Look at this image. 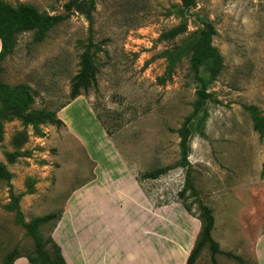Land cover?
Returning <instances> with one entry per match:
<instances>
[{"label":"rangeland","instance_id":"obj_1","mask_svg":"<svg viewBox=\"0 0 264 264\" xmlns=\"http://www.w3.org/2000/svg\"><path fill=\"white\" fill-rule=\"evenodd\" d=\"M0 1L63 17L39 41L35 31L18 34L0 62V82L27 90L31 103L24 113L33 117L2 122L0 164L13 175L12 192L26 222L58 216L38 227L43 241L63 240L72 259L75 244L88 248L91 172L96 163L126 165L151 202L162 206L163 245L177 239L178 264L200 230L198 202L211 210L222 249L232 246L245 264H264V138L246 110L253 106L264 117V0H194L188 9L181 0H94L90 20L77 8L86 0ZM205 22L215 30L211 44L222 66L206 88L207 118L191 136L181 166L177 131L198 100L190 60ZM84 55L96 67L95 83L72 98ZM45 114L62 124H50ZM164 167L172 169L156 180L142 178ZM186 178L195 193L179 196ZM9 201L0 179V264L12 251L34 250L6 209ZM100 222L99 232L106 233ZM228 226L231 232L223 235ZM197 260L211 264L208 246ZM216 261L238 264L222 254Z\"/></svg>","mask_w":264,"mask_h":264},{"label":"trees","instance_id":"obj_2","mask_svg":"<svg viewBox=\"0 0 264 264\" xmlns=\"http://www.w3.org/2000/svg\"><path fill=\"white\" fill-rule=\"evenodd\" d=\"M181 2L186 9L194 4V0H181ZM69 7V5H66V9H69ZM77 8L85 15L87 20H90L91 12L94 9V0H86L80 5H77ZM62 19V16L39 14L33 8L26 6L13 9L9 5L0 1V62L13 51L16 45V36L18 34L35 31L34 38L39 41L47 30L58 24ZM180 30L181 29H176L172 34H177ZM214 35L215 30L213 26L210 23L205 22L193 43L190 65L194 73V78L200 85V90L198 92V100L195 104L193 113L184 120L177 131L181 154V166H185L188 162L187 157L191 136L194 132L200 130L204 126L207 118L205 105L209 98V94L206 93V88L212 78L218 74L222 66L221 57L211 44ZM95 73L96 67L93 61L91 58L87 57V55H84L81 61V71L71 86L72 98L78 96L81 89L85 92L91 84L95 83ZM202 73H205V75ZM0 103L1 141L3 121L19 118L30 122L33 117L31 114L24 113L31 103V98L27 90L23 87L10 89L0 82ZM246 110L251 117L253 129L264 138V117H261L258 114L257 109L253 106L246 107ZM45 115L46 120H48L50 124L55 126L62 124L61 120L55 116ZM171 169L172 167L159 168L144 174L142 178L156 180ZM262 176L264 177V163L262 166ZM12 177V173L7 170L4 165L0 164V179L5 181L10 192V201L6 209L10 212H14L16 223L21 226L25 230L26 235L32 239L34 250L32 255H18L15 251H12L2 264H12L13 260L18 257H24L29 264H67L59 245L53 240V238L49 236L46 241H43L38 232V227L50 220L57 218L59 221L58 216L55 214H49L26 222L20 210L18 196L12 192V185L10 183ZM187 189L191 191V194L195 193L188 178L185 179L184 187L178 193L179 196H182L183 192ZM197 205L199 208L198 220L200 222V230L186 259V264H194L197 256L205 246H208L210 251L211 264H217L215 259V255L217 254H222L227 258L234 259L238 264H245L241 257L220 250L218 243L211 237V231L214 226V217L211 210L200 202H198ZM182 207L187 213H190L191 210L188 206L183 205ZM47 244H50L52 248L51 251L45 248Z\"/></svg>","mask_w":264,"mask_h":264},{"label":"crops","instance_id":"obj_3","mask_svg":"<svg viewBox=\"0 0 264 264\" xmlns=\"http://www.w3.org/2000/svg\"><path fill=\"white\" fill-rule=\"evenodd\" d=\"M145 186L136 179L126 165H108L96 163L89 181L90 197V233L88 248L75 244V254L71 258L63 240L59 239L60 249L66 248L68 259L61 253L67 264H178L177 239L163 245V209L155 205L145 192ZM169 213V223H175L176 214L172 206L165 207ZM107 226L106 233H100L98 225ZM91 226L97 227L94 233ZM211 232L212 239L218 243L220 250L231 252L233 247L221 248V238L217 239ZM171 230V227H169ZM200 223L197 224V231ZM228 226L223 235H229ZM85 240V239H84ZM86 241V240H85ZM76 242V241H75ZM87 242V241H86ZM87 244V243H86ZM194 242L183 254L181 264L186 259ZM78 247V248H77ZM164 251V255H163ZM216 259V255H215ZM217 264L218 261H216ZM12 264H29L24 257L15 258ZM198 264V260L194 262Z\"/></svg>","mask_w":264,"mask_h":264}]
</instances>
